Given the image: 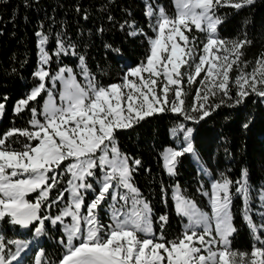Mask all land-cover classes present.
<instances>
[{
	"label": "snow or ice",
	"instance_id": "1",
	"mask_svg": "<svg viewBox=\"0 0 264 264\" xmlns=\"http://www.w3.org/2000/svg\"><path fill=\"white\" fill-rule=\"evenodd\" d=\"M6 2L0 0V4ZM255 2L175 0V16L168 15L164 7L157 9L147 3L145 15L153 21L149 25L153 36L134 21H125L120 28L131 29L130 36L146 37L148 54L129 68L120 82L108 85L98 81L66 33L57 34L54 55L75 56L80 71L64 66L51 75L46 67L53 59L46 47L49 36L43 29L38 31L40 66L34 73L38 83L14 108L18 115L30 113L28 127L12 128L0 135V222L34 228L37 237L45 233L46 222L61 226L66 240L59 243L65 252L56 264H264V207L258 211L261 222L257 223L247 168L235 181L220 173L211 182V191L203 193L209 198L211 214L199 209L177 185L173 192L176 212L186 217L187 223L180 236L169 240L164 232L167 215L159 217L157 233L152 208L134 182L142 161L122 152L118 141L121 131L157 114L171 112L198 124L222 106L238 107L252 95L264 102V52L248 71L250 62L243 56L251 40L246 35L229 40L218 33L223 22L218 9L239 11ZM83 19H88L86 12ZM112 19L109 15L108 20ZM193 26L206 33L200 48L194 37L186 35ZM114 51L119 53V49ZM234 69L238 75L233 79L230 74ZM57 81L61 85L59 102L54 95ZM194 84L199 86L188 107L186 88ZM41 100L43 105L38 107ZM4 107L0 103V113ZM250 123L251 118L242 127L247 129ZM193 131L183 123L172 129L174 135L183 134V147L163 152L168 175H176L180 157L196 155ZM17 143L21 147L13 146ZM29 193L37 194L35 202L26 199ZM89 193L93 198L86 203ZM234 196L243 202V219L252 233L250 252L232 247L237 232ZM258 198L264 202V189ZM109 202L110 222L105 224L100 209ZM61 203L63 207H59ZM56 207L57 214H45ZM30 243L6 240L0 233V264H22V253L26 254ZM10 245L15 246L14 252ZM34 264H49L43 250Z\"/></svg>",
	"mask_w": 264,
	"mask_h": 264
},
{
	"label": "trees",
	"instance_id": "2",
	"mask_svg": "<svg viewBox=\"0 0 264 264\" xmlns=\"http://www.w3.org/2000/svg\"><path fill=\"white\" fill-rule=\"evenodd\" d=\"M147 3L157 9L164 7L170 16L176 14L175 0H7L0 4V103L5 105L0 135L12 128L28 127L30 113L25 111L18 115L14 108L38 83L34 76L40 66L38 31L43 29L49 36L46 47L53 59L46 67L51 75L64 66L72 67L77 73L80 71L75 56L54 55L57 34L63 36L66 33L67 38L77 45L79 53L86 57L89 69L100 83H118L129 68L144 61L148 54L146 37L130 36L128 32L131 29L120 28L125 21H134L149 36H153L149 26L153 21L145 15ZM78 7L81 9L79 12ZM85 12L88 14L87 20L83 19ZM217 14L223 17V22L218 26L220 37L231 40L243 39L246 35L251 40L243 56V60L250 62L246 69L250 71L257 57L264 52V0H256L253 5L239 11L220 8ZM109 15L113 17L111 21L108 20ZM100 28L104 31H98ZM191 34L198 39L197 31L192 30ZM115 49H119V53ZM230 75L234 79L238 71L234 69ZM77 78L84 82L82 76L78 75ZM198 86L194 84L186 88L189 93L186 106H191ZM48 87H51L50 80ZM60 89L61 85L57 81L54 89L57 102ZM232 92L235 95L234 85ZM4 97L8 99L4 100ZM44 99H47L46 94ZM42 105L43 100L38 107ZM249 118L251 123L245 129L242 125ZM181 123L194 129L192 143L196 155L185 154L180 157L176 175L170 176L165 171L162 154L168 148H180L183 134L174 135L172 129ZM118 141L122 152L142 161V166L134 174V182L152 208L157 233L160 231L159 217L167 215L168 223L164 232L169 240L180 236L187 223V219L176 212L173 192L177 185L182 194L194 201L199 209L211 214L209 198L203 193L210 192L211 182L218 179L220 173H225L235 181L240 178L244 168L248 169L252 185L250 199L253 219L257 223L261 222L258 211L264 207V202L258 197L260 190L264 189V102L255 95L246 98L238 107L222 106L198 124L185 121L182 116L171 112L154 115L133 129L121 131ZM13 146L19 148L21 144ZM195 161L201 165L204 174L198 170ZM89 199H86V203ZM53 209L49 214H54ZM232 213L237 228L232 247L250 252L254 240L243 219V202L239 196L233 198ZM100 218L105 224L110 222V216L104 209L100 210ZM22 229L0 222V233L6 240L35 243L37 250L26 256L22 264H34L41 250L49 264H56L63 256L65 249L59 241L62 238L66 240V236L61 226L46 222L45 233L40 239L35 238L34 228L30 227L27 232ZM11 247L16 250L14 245Z\"/></svg>",
	"mask_w": 264,
	"mask_h": 264
},
{
	"label": "rangeland",
	"instance_id": "3",
	"mask_svg": "<svg viewBox=\"0 0 264 264\" xmlns=\"http://www.w3.org/2000/svg\"><path fill=\"white\" fill-rule=\"evenodd\" d=\"M192 30H194V31H197L198 32V35H196V36H198V39H195L196 40V44H197V48H200V47H202V42H204L205 40H206V33H203V32H200V31H198V30H196L195 28H194V26H193V29ZM186 35H189L190 36V38H192L193 36H192V34L190 33H186ZM182 43V42H181ZM203 76V73L201 74V77ZM201 77H198L197 78V80L198 79H200ZM3 118H4V110H3V112L2 113H0V125H1V122L3 121ZM181 147H183V143L182 144H180V148ZM165 168V167H164ZM165 171H166V169H165ZM166 173H167V171H166ZM168 174V173H167ZM66 186V185H65ZM98 187V186H97ZM210 191H211V189H210ZM36 193H29L27 196H26V199H28L30 202H35V200H36ZM53 195H55V193H53ZM90 195H92V193H89L88 195H87V197L88 196H90ZM66 197H67V195H66ZM90 201V200H89ZM64 206V203H61L60 204V207H63ZM103 209H104V211H105V213L107 214V215H109L110 216V211H111V209H110V202L109 203H106V205L105 206H103ZM53 211H54V214H57L58 212H59V207H57V208H54L53 209ZM46 212H47V214H49V212H48V210H46ZM186 218V217H185ZM187 219V218H186ZM66 222L67 223H70V218H68V220H66ZM23 230H26V229H22V231ZM235 235V234H234ZM10 240H12V239H10ZM12 245H10V247H11ZM12 248V247H11ZM28 250V249H27ZM26 250V251H27ZM12 251L14 252L15 250H13V248H12Z\"/></svg>",
	"mask_w": 264,
	"mask_h": 264
}]
</instances>
